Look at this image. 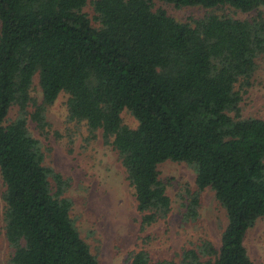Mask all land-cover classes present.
Segmentation results:
<instances>
[{
	"label": "trees",
	"instance_id": "1",
	"mask_svg": "<svg viewBox=\"0 0 264 264\" xmlns=\"http://www.w3.org/2000/svg\"><path fill=\"white\" fill-rule=\"evenodd\" d=\"M156 1L211 12L180 22L154 11ZM88 3L0 0V238L14 251L11 263L100 264L71 216L69 183L44 164L28 129L29 119L47 128L65 93L69 119L101 131L117 152L143 229L172 210L161 164L193 166L198 193L215 192L228 221L220 246L203 240L183 250L180 264H253L245 240L264 218V119L244 117L241 103L264 56V0H96L98 27ZM225 8L248 17L215 12ZM36 78L41 103L32 97ZM125 110L136 129L123 124ZM130 264L170 263L142 249Z\"/></svg>",
	"mask_w": 264,
	"mask_h": 264
},
{
	"label": "rangeland",
	"instance_id": "2",
	"mask_svg": "<svg viewBox=\"0 0 264 264\" xmlns=\"http://www.w3.org/2000/svg\"><path fill=\"white\" fill-rule=\"evenodd\" d=\"M94 1L89 0L84 12L98 27ZM158 9H165L180 22L200 19L211 12L200 7L177 8L156 1L154 11ZM215 12L232 14L242 19L248 17L228 8ZM32 97L38 103L42 102L38 78L34 80ZM68 98L62 93L49 108L47 128L40 129L29 119L28 129L40 142L44 164L69 183L66 196L73 202L71 216L100 264H130L131 255L142 249L147 250L155 261L180 264L183 250L194 248L203 240H210L217 247L220 246L221 236L228 223L226 211L212 189L198 193L195 168L186 163L167 161L159 166L160 177L172 201V210L166 219L143 229L134 189L117 152L112 145L105 143L101 131L93 134L85 122L69 119ZM241 108L246 118L264 119V56L258 59V69L251 88L243 95ZM34 109L31 105L29 112L33 113ZM17 116L18 108L14 107L8 122ZM122 118L125 126L131 129L138 127V121L128 110L122 113ZM4 191L0 171L2 227L5 225L2 218ZM194 198L199 200L198 217L189 221L186 215ZM245 245L253 264H264V218L259 219L249 230ZM13 252L3 235L0 238V264H12Z\"/></svg>",
	"mask_w": 264,
	"mask_h": 264
}]
</instances>
